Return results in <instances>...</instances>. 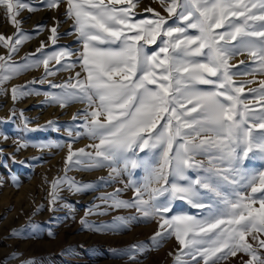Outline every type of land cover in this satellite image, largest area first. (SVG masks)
Listing matches in <instances>:
<instances>
[{
    "label": "snow or ice",
    "instance_id": "obj_1",
    "mask_svg": "<svg viewBox=\"0 0 264 264\" xmlns=\"http://www.w3.org/2000/svg\"><path fill=\"white\" fill-rule=\"evenodd\" d=\"M137 2L41 0L50 9L66 5L72 26L65 34L74 33L81 48L74 52L65 46L44 54L41 42L36 53L13 61L30 38L17 17L35 9L29 0H0L16 29L11 36L0 34V47L7 50L0 55V91L7 81L40 65L41 83L56 71L80 68L61 84L49 83L59 93H43L47 102L62 108L85 104L73 115V121L83 117L74 139L93 141L74 150L73 129L68 130L65 175L51 182L49 210L55 211L65 188L83 194L96 187L68 177V171L108 168L109 180L100 182L120 179L123 188L99 199L108 209H134L139 216H117L101 226L81 219L82 227L119 231L131 221L155 220L154 246L169 237L179 245L170 253L174 264H221L239 253L248 257H241V264H264L259 252L264 249V170L246 167L249 160H264V80L247 92L245 85L254 81L234 80L239 74H264V0H158L168 16L148 7L145 13L151 16L145 18H137ZM49 31L48 40L56 45L58 28ZM244 53L253 66L240 73L243 61L232 65L230 60ZM53 60L56 69L49 67ZM10 93L13 103L40 94L29 84L13 86ZM50 146L60 147H38ZM128 189L131 199L118 198ZM176 201L199 214L174 213ZM93 214L106 211L90 209L85 216ZM17 235L16 230L10 233Z\"/></svg>",
    "mask_w": 264,
    "mask_h": 264
},
{
    "label": "rangeland",
    "instance_id": "obj_2",
    "mask_svg": "<svg viewBox=\"0 0 264 264\" xmlns=\"http://www.w3.org/2000/svg\"><path fill=\"white\" fill-rule=\"evenodd\" d=\"M29 2L35 10H22L17 18L21 21L20 30L30 38L19 46L12 57L13 61H21L23 57L36 53L41 42L45 45L44 54L58 51L65 46L74 52L81 48L74 33L65 34L72 26V21L65 15V4L50 9L46 4H41V0ZM148 7L165 17L168 16L158 0H138L134 9L137 18L150 17L151 14L145 13ZM37 25H41L42 30H37ZM52 27H57L60 34L56 45L48 40L49 29ZM15 31L5 10L0 8V34L7 37ZM151 47L156 48L155 45ZM0 55H7V50L0 47ZM241 61L243 65L238 69L240 73L253 66L246 53L232 57L230 64L240 65ZM49 67L56 69L58 66L53 60ZM77 71H80L79 66L69 71L59 70L41 83L44 67L40 65L7 81L3 85V91H0V133L7 136L5 138V135L0 134V264H174V255L170 253L175 254L179 245L174 237H169L154 246L155 242L151 237L157 231L155 220L131 221L126 229L119 231L96 232L81 226V219L101 226L111 225L117 216H139L134 209H108L99 199L117 188H123L120 179L109 183L100 182L101 178L109 180L108 168L90 171L73 168L68 171V177L80 183H92L96 187L83 194H73L65 188L59 193L61 199L56 203L55 211L49 210L51 182L65 175L64 160L70 140L68 130L73 129L74 150L93 143L86 136L74 139L75 130L83 117L79 116L73 121V115L84 109L85 104L73 102L62 108L58 104L47 102L43 95L44 92L59 93L60 89L50 88L49 83L61 84ZM234 80L254 81L245 85L247 92L248 88L259 86V81L264 80V74H239ZM32 81L36 83H30ZM25 84L30 85V90H38L40 94L22 97L13 103L11 88ZM25 119L28 121L27 127L24 124ZM49 121H55V124L45 127ZM38 128L40 130L33 131ZM57 143L60 147H38ZM20 144L27 146L20 148ZM262 165L264 160L257 157L249 160L246 167L260 171L264 170ZM142 175V172L137 173L138 178H142ZM123 179L126 181L128 177L125 175ZM132 195V190L128 189L122 191L118 198L131 199ZM65 204L68 206L65 207ZM96 205L101 207L96 208ZM90 209L93 212L106 211V214L85 216ZM179 212L199 214V210L190 208L182 201H176L174 213ZM13 230L19 235L10 236ZM247 239L255 244L251 237ZM133 245L140 247L134 249ZM259 252L264 254V249H259ZM241 257L248 259L246 255L239 253L236 257L230 256L221 261V264H241Z\"/></svg>",
    "mask_w": 264,
    "mask_h": 264
}]
</instances>
